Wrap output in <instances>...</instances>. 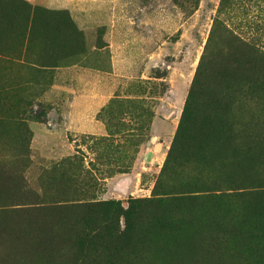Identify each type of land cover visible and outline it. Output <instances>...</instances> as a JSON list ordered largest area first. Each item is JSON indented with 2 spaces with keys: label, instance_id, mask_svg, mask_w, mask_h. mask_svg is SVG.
I'll list each match as a JSON object with an SVG mask.
<instances>
[{
  "label": "rangeland",
  "instance_id": "374dc122",
  "mask_svg": "<svg viewBox=\"0 0 264 264\" xmlns=\"http://www.w3.org/2000/svg\"><path fill=\"white\" fill-rule=\"evenodd\" d=\"M52 1L61 44L0 58V264H264V86L226 35L264 53V0Z\"/></svg>",
  "mask_w": 264,
  "mask_h": 264
},
{
  "label": "crops",
  "instance_id": "0c3cea01",
  "mask_svg": "<svg viewBox=\"0 0 264 264\" xmlns=\"http://www.w3.org/2000/svg\"><path fill=\"white\" fill-rule=\"evenodd\" d=\"M8 1L7 4L10 5V7H0V45L5 41H10V45L17 44L18 51H15L12 55H0V58L5 63L14 64L19 67L25 66V64H30L31 66H37L36 62H30L29 57H31V49L28 50L26 54L24 53V49L21 48L23 46V42L27 40L29 43L31 41V27L35 26L33 33H34V39L40 40L43 45H45V48L49 45V43L54 46L57 45V42L61 44L62 42V31H57L56 28H54L50 20H45V18L38 20V23L35 22V18L31 17V13L34 14V12H31V0H4ZM36 1V0H34ZM56 0L52 1L55 2ZM51 2V1H49ZM44 10H42L40 13H49V12H56V11H62L66 8H59V7H43ZM58 13V12H57ZM72 14L74 12H71ZM75 14V13H74ZM78 14L80 17L77 18V21L80 26H86V24H90L93 21L96 20V13L92 12L91 10L82 7L78 11ZM35 24V25H34ZM48 24V25H44ZM36 29V30H35ZM60 39L59 41H57ZM66 40V38H64ZM63 39V40H64ZM57 41V42H56ZM44 48V50H45ZM32 58V57H31ZM37 61H39L37 59ZM44 62V60H43ZM61 70V68H59Z\"/></svg>",
  "mask_w": 264,
  "mask_h": 264
},
{
  "label": "trees",
  "instance_id": "16d2710c",
  "mask_svg": "<svg viewBox=\"0 0 264 264\" xmlns=\"http://www.w3.org/2000/svg\"><path fill=\"white\" fill-rule=\"evenodd\" d=\"M228 38L231 39V42L234 44V46L237 48L238 50V54L240 55V57L245 56L246 54L251 58V74L250 76L247 77H243L241 79V83L242 82H246L248 85H252L255 87V89L263 87L264 86V53L262 52L261 48L255 44V43H250V42H243L241 40H239V38L237 36H234L231 33L226 34ZM205 58V54L202 57V60ZM192 96V93L189 96V100ZM215 127L217 128V130L219 131H229L231 128L228 126H224V123H220L218 125H215ZM229 133H232V130L229 131ZM184 137H187V133H186V126L183 124L180 126L177 135H176V139H182L184 140V146L185 148H187V139H183ZM226 153V152H224ZM223 154V151L222 153ZM18 233L16 232V229L13 227H7V226H3L0 227V235H3L5 238H7L10 243H11V248L13 250V253H17L19 248L16 245V239H17V235ZM146 236H153L151 234L146 233L145 236L142 237L140 244L141 246L143 245V240ZM20 237V234H19ZM154 238H156L155 236H153ZM158 240H160V238H157ZM166 243V242H165ZM172 243H177V242H171V243H166L168 245H171ZM179 244V243H178ZM181 247H183L181 244H179ZM21 247V252H24L25 254H29V250L26 249L24 250ZM185 248V247H184ZM188 250L190 249L192 251V257L194 259V255H195V251H196V243L192 246V245H187ZM187 250V249H186ZM190 251V252H191ZM142 254V252H141ZM138 255V256H137ZM140 256V254H135L132 258L130 257H123L120 260L124 259L126 260V262L124 263H117L119 261H115L112 264H131L132 261H136V259ZM132 264H134L132 262Z\"/></svg>",
  "mask_w": 264,
  "mask_h": 264
},
{
  "label": "bare ground",
  "instance_id": "6f19581e",
  "mask_svg": "<svg viewBox=\"0 0 264 264\" xmlns=\"http://www.w3.org/2000/svg\"><path fill=\"white\" fill-rule=\"evenodd\" d=\"M223 71V70H222ZM220 72V71H219ZM222 73H225V71H223ZM222 73H219L218 75H219V77L218 78H221V76H224V74H222ZM220 74H222L221 76H220ZM218 82V81H217ZM147 244V242H144V244L143 245H146ZM143 247V246H142ZM146 250V249H145ZM139 253H140V251H139ZM145 254V252H144V250L142 251V254ZM141 253H140V255H142ZM190 258V257H189ZM159 260V259H158ZM134 264H144L146 261H144V260H142V258H141V256H139L137 259H136V261L134 262V261H132ZM132 262H131V264H132ZM158 263V262H157ZM187 264H198L197 262H192V263H187Z\"/></svg>",
  "mask_w": 264,
  "mask_h": 264
}]
</instances>
